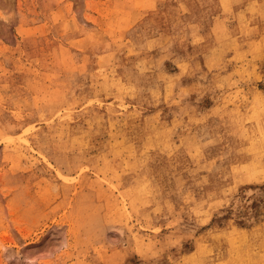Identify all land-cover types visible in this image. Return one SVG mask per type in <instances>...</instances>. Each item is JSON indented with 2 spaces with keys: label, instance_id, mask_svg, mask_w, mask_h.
Returning a JSON list of instances; mask_svg holds the SVG:
<instances>
[{
  "label": "rangeland",
  "instance_id": "obj_1",
  "mask_svg": "<svg viewBox=\"0 0 264 264\" xmlns=\"http://www.w3.org/2000/svg\"><path fill=\"white\" fill-rule=\"evenodd\" d=\"M0 264H264V0H0Z\"/></svg>",
  "mask_w": 264,
  "mask_h": 264
}]
</instances>
